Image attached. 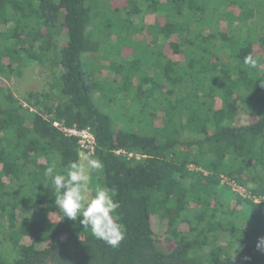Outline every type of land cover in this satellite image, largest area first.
<instances>
[{
    "label": "trees",
    "instance_id": "obj_1",
    "mask_svg": "<svg viewBox=\"0 0 264 264\" xmlns=\"http://www.w3.org/2000/svg\"><path fill=\"white\" fill-rule=\"evenodd\" d=\"M100 1L0 0V264H264V0ZM30 63L51 80L20 100ZM54 121L93 132L118 247L55 204L44 169L81 153Z\"/></svg>",
    "mask_w": 264,
    "mask_h": 264
},
{
    "label": "clouds",
    "instance_id": "obj_2",
    "mask_svg": "<svg viewBox=\"0 0 264 264\" xmlns=\"http://www.w3.org/2000/svg\"><path fill=\"white\" fill-rule=\"evenodd\" d=\"M243 63L254 68L257 61L249 54ZM102 169V161L85 154L69 162L64 173L57 172L55 164H50L43 175L54 186L55 204L62 210L63 218L76 221L79 217V223L90 229L95 238L118 247L126 230L119 222L120 203L114 200L115 192L104 186L90 188L91 171ZM260 239L264 242V237Z\"/></svg>",
    "mask_w": 264,
    "mask_h": 264
},
{
    "label": "rangeland",
    "instance_id": "obj_3",
    "mask_svg": "<svg viewBox=\"0 0 264 264\" xmlns=\"http://www.w3.org/2000/svg\"><path fill=\"white\" fill-rule=\"evenodd\" d=\"M119 1V2H118ZM137 4L139 3L138 7H143L145 0H136ZM259 0H249L250 5H257V2ZM262 1V0H261ZM103 2L108 3L109 5H113V3L116 4V8H123L122 3L120 0H102L100 1L101 4ZM121 4V6L119 5ZM248 5V2L245 4ZM158 15V14H156ZM161 15V13H160ZM123 16H126L123 15ZM152 14L147 15L145 17V21L150 22L152 21ZM136 21V20H135ZM220 25L222 28H226V22L224 20H220ZM235 29H241L242 33L244 31V36H250L252 38L255 37L256 31H254V26L250 24V27H246L245 25H242L240 21H236L233 26ZM133 40L135 38L133 37ZM63 41V40H62ZM93 63L99 64L96 59L92 60ZM21 72H23L22 77H12L8 78L9 85L11 86L14 94L20 99L23 100L24 97L27 95L28 92L31 91H42L43 89H46L47 86H49V82L51 80V76L49 71L45 67H41L38 63H30L26 66V68H21ZM107 81V80H106ZM104 81V85H107V82ZM107 111V110H105ZM249 121L248 116L244 115L243 113H239V115L236 118V125H243ZM83 156V154H81ZM90 188H92L91 185V177H90ZM158 230V229H157ZM157 245L160 249L168 251L171 249V245L166 243L163 240H158Z\"/></svg>",
    "mask_w": 264,
    "mask_h": 264
},
{
    "label": "built area",
    "instance_id": "obj_4",
    "mask_svg": "<svg viewBox=\"0 0 264 264\" xmlns=\"http://www.w3.org/2000/svg\"><path fill=\"white\" fill-rule=\"evenodd\" d=\"M24 107H27V104L23 103ZM30 111H32V108H29ZM53 125L56 126L62 133L69 138H75L78 148L80 150V153L85 155H93L96 147V140L93 132L89 127H83L79 128L75 125L73 126H63L60 123L54 121ZM131 156V154H129ZM222 182L227 183L232 190L238 192L240 195L243 197H250L247 193L246 190L241 187L240 185L236 184L234 181H229L227 180L224 176H222ZM251 199L254 202H259L260 200H264V197H257V196H252Z\"/></svg>",
    "mask_w": 264,
    "mask_h": 264
}]
</instances>
